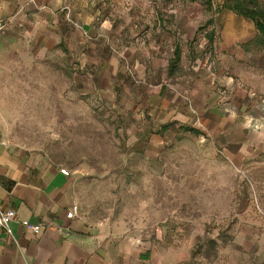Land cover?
<instances>
[{"label":"crops","instance_id":"obj_1","mask_svg":"<svg viewBox=\"0 0 264 264\" xmlns=\"http://www.w3.org/2000/svg\"><path fill=\"white\" fill-rule=\"evenodd\" d=\"M159 1L0 0V22L40 52L67 54L80 91L118 115L130 154L155 155L190 132L225 158L259 165L264 41L254 23L222 4ZM241 87L253 98H239ZM72 180L0 131V209L15 212L0 227V264H264L262 219L223 233L172 228L142 243L77 218Z\"/></svg>","mask_w":264,"mask_h":264},{"label":"rangeland","instance_id":"obj_2","mask_svg":"<svg viewBox=\"0 0 264 264\" xmlns=\"http://www.w3.org/2000/svg\"><path fill=\"white\" fill-rule=\"evenodd\" d=\"M164 1L216 9L230 0ZM251 1L243 0L244 6L251 7ZM239 93V98H253L245 87ZM229 96L237 98L235 90ZM0 131L7 143L44 153L69 172L77 218L138 242L158 243L175 234L172 228L223 233L264 220V154L259 165L225 158L190 132L155 155L130 154L118 115L80 91L67 54L38 51L4 21Z\"/></svg>","mask_w":264,"mask_h":264},{"label":"trees","instance_id":"obj_3","mask_svg":"<svg viewBox=\"0 0 264 264\" xmlns=\"http://www.w3.org/2000/svg\"><path fill=\"white\" fill-rule=\"evenodd\" d=\"M251 2V7L246 8L243 0H230L223 4V8L250 19L254 23L260 38L264 41V3L258 4L254 0Z\"/></svg>","mask_w":264,"mask_h":264},{"label":"built area","instance_id":"obj_4","mask_svg":"<svg viewBox=\"0 0 264 264\" xmlns=\"http://www.w3.org/2000/svg\"><path fill=\"white\" fill-rule=\"evenodd\" d=\"M60 173L63 174L64 176L69 175V172L64 168H60ZM73 216H74L73 212H69L66 214L67 218H72ZM14 219H15V212L13 209H6V210L0 209V227L1 228H6L7 224L13 221ZM21 225L31 229V232L33 234H38L40 231V225L38 224L30 225L27 221H22Z\"/></svg>","mask_w":264,"mask_h":264}]
</instances>
